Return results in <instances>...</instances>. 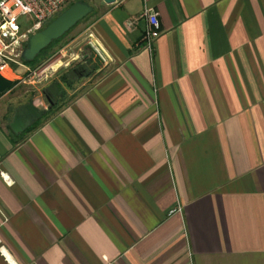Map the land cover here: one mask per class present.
<instances>
[{"label":"crops","instance_id":"1","mask_svg":"<svg viewBox=\"0 0 264 264\" xmlns=\"http://www.w3.org/2000/svg\"><path fill=\"white\" fill-rule=\"evenodd\" d=\"M94 10L80 93L19 133L0 97V264H264V0Z\"/></svg>","mask_w":264,"mask_h":264},{"label":"rangeland","instance_id":"2","mask_svg":"<svg viewBox=\"0 0 264 264\" xmlns=\"http://www.w3.org/2000/svg\"><path fill=\"white\" fill-rule=\"evenodd\" d=\"M75 1L80 0H73V2ZM81 1L88 2L95 9L97 5H100L102 0ZM66 8L67 7H65L60 13H62ZM58 15L49 20V22H51ZM92 16L93 14H90L87 16V18H90ZM29 22L30 19L28 17H23L21 19V24L23 27L28 25ZM86 26L87 25L85 20L79 22L73 29L68 32L67 35H65V37H63L60 41L54 43L51 49H49L47 56H45L44 58L41 57L35 64H25L22 57L20 60H18L19 63H13L10 66V78L12 79L11 81H13L16 85L13 86L9 91H7L9 92V94L5 98V103L6 105H8L9 114H11L12 117L14 116L16 111L28 105H33V102L38 99L42 100L44 106L49 109L50 93L52 89H55L56 86L62 88L61 96H59V98L62 99H69L70 96L72 98L82 91V88L84 87H82V85L84 84V80L82 81L83 78H80L78 75H76L73 70L74 68L78 69L80 62H72L71 57L73 54H77L80 52V47L83 49L82 51L84 53L88 50L90 51L89 53H91L92 56L95 55L93 54L94 52H91L92 48L89 44L88 38L89 32L87 31ZM75 38L79 39V43L77 46L72 47V50H70V48L68 47L71 45V41ZM58 60L63 64L61 66H59L61 64L60 62L55 64V70L53 74H49V70H47V72H45L44 74L40 72V69H42L48 63ZM62 86L67 89H63ZM57 102L61 103V101H56V105H58ZM44 106L38 109L47 110L43 109Z\"/></svg>","mask_w":264,"mask_h":264},{"label":"built area","instance_id":"3","mask_svg":"<svg viewBox=\"0 0 264 264\" xmlns=\"http://www.w3.org/2000/svg\"><path fill=\"white\" fill-rule=\"evenodd\" d=\"M73 0H0V75L8 80H12L11 68L13 63H19L22 58L23 51L26 47L30 36L45 27V25L56 15L68 7ZM142 16L147 20V28L143 39L149 50L154 49V43L161 34V23L159 13L152 8H145ZM28 17L30 22L26 26H22L21 19ZM91 40L89 44L100 57H104V53L90 33ZM86 55L83 51L73 54L72 62H84ZM61 61H53L40 69L41 73L47 72L53 74L54 65ZM46 77V74H45ZM36 108L44 106L42 100L38 99L33 102ZM43 109H47L44 106Z\"/></svg>","mask_w":264,"mask_h":264},{"label":"water","instance_id":"4","mask_svg":"<svg viewBox=\"0 0 264 264\" xmlns=\"http://www.w3.org/2000/svg\"><path fill=\"white\" fill-rule=\"evenodd\" d=\"M108 4L116 0H103ZM94 8L86 1H75L68 6L62 13L49 22L43 29L32 34L27 41L22 57L26 61L34 60L45 48L53 41L62 38L79 22L83 21L93 12ZM51 63V62H50ZM49 64V63H48ZM45 67V66H44ZM13 86V81L8 80L0 75V97ZM29 111L36 114L37 118L45 116L49 109L39 110L33 105L26 106ZM25 124L20 116L16 115L12 124L14 132L19 133L24 130Z\"/></svg>","mask_w":264,"mask_h":264},{"label":"flooded vegetation","instance_id":"5","mask_svg":"<svg viewBox=\"0 0 264 264\" xmlns=\"http://www.w3.org/2000/svg\"><path fill=\"white\" fill-rule=\"evenodd\" d=\"M83 63L84 62H80L79 63L78 69L77 68L73 69L74 73L76 75H78L79 77H80V75H88L87 68L85 66H83ZM80 64H82V65H80ZM50 95L53 96V97L56 96L55 93L54 94L50 93ZM57 99H58V97H57ZM55 106H56V103L55 104L54 103H50L49 111L52 108H54ZM16 115L20 116L21 119L24 121V124H25L24 128H26V126H30V125L34 124L37 121V119H39V118L36 117V114H34L31 111H29L27 109V107L21 108L18 111H16L15 116Z\"/></svg>","mask_w":264,"mask_h":264},{"label":"trees","instance_id":"6","mask_svg":"<svg viewBox=\"0 0 264 264\" xmlns=\"http://www.w3.org/2000/svg\"><path fill=\"white\" fill-rule=\"evenodd\" d=\"M74 2L72 1L70 4H69V6L71 5V4H73ZM68 34V33H67ZM67 34H65V35H67ZM65 35L63 36V37H65ZM62 37V38H63ZM62 38H60V39H57V40H55V41H53L47 48H45L34 60H32V61H26L24 58H23V61H24V63L25 64H29V65H33V64H35L41 57L42 58H44L45 56H47L48 55V51H49V49H51V47L54 45V43H56V42H58V41H60ZM26 46H27V44H26ZM16 84L13 82V86H15ZM12 86V87H13ZM11 87V88H12ZM55 87V86H54ZM10 88V89H11ZM56 88V91H55V94H56V96H51L50 95V103H56V101H57V97L59 98V96H61V93H62V91H61V89L62 88H60L59 86H56L55 87ZM9 91V90H8ZM3 95V94H2ZM1 95V96H2ZM58 95V96H57ZM56 109V107H54V108H52L50 111H48V113H47V115H50L51 113H53L54 112V110Z\"/></svg>","mask_w":264,"mask_h":264}]
</instances>
